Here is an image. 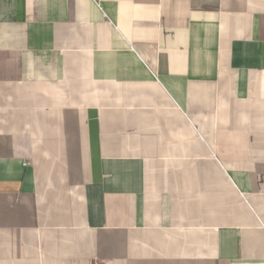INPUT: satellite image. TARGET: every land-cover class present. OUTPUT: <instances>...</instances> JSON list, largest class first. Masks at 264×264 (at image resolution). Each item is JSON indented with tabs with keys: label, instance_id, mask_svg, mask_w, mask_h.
I'll return each mask as SVG.
<instances>
[{
	"label": "crops",
	"instance_id": "obj_1",
	"mask_svg": "<svg viewBox=\"0 0 264 264\" xmlns=\"http://www.w3.org/2000/svg\"><path fill=\"white\" fill-rule=\"evenodd\" d=\"M0 264H264V0H0Z\"/></svg>",
	"mask_w": 264,
	"mask_h": 264
}]
</instances>
